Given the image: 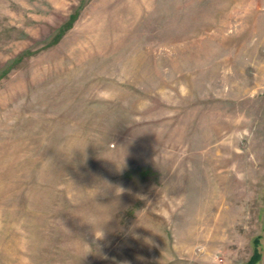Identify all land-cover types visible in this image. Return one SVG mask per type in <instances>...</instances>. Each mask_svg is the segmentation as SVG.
Here are the masks:
<instances>
[{"label":"rangeland","instance_id":"obj_1","mask_svg":"<svg viewBox=\"0 0 264 264\" xmlns=\"http://www.w3.org/2000/svg\"><path fill=\"white\" fill-rule=\"evenodd\" d=\"M251 261L264 0H0V264Z\"/></svg>","mask_w":264,"mask_h":264},{"label":"trees","instance_id":"obj_2","mask_svg":"<svg viewBox=\"0 0 264 264\" xmlns=\"http://www.w3.org/2000/svg\"><path fill=\"white\" fill-rule=\"evenodd\" d=\"M257 254V255H256ZM256 255V256H255ZM258 255H259V253H258V251H257V249L255 250V253H254V255H253V257H252V260H256V258L258 257ZM255 256V257H254ZM249 264H253V261H251Z\"/></svg>","mask_w":264,"mask_h":264}]
</instances>
